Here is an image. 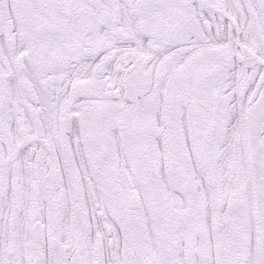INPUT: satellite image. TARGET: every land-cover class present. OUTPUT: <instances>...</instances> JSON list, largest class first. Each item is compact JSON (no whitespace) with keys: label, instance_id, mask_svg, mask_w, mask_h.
I'll return each instance as SVG.
<instances>
[{"label":"snow or ice","instance_id":"6c2138e0","mask_svg":"<svg viewBox=\"0 0 264 264\" xmlns=\"http://www.w3.org/2000/svg\"><path fill=\"white\" fill-rule=\"evenodd\" d=\"M0 264H264V0H0Z\"/></svg>","mask_w":264,"mask_h":264}]
</instances>
